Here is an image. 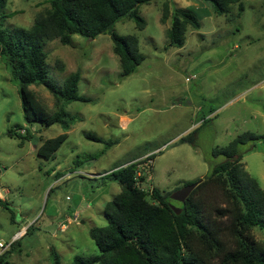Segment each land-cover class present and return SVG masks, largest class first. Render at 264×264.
I'll use <instances>...</instances> for the list:
<instances>
[{"label":"rangeland","instance_id":"374dc122","mask_svg":"<svg viewBox=\"0 0 264 264\" xmlns=\"http://www.w3.org/2000/svg\"><path fill=\"white\" fill-rule=\"evenodd\" d=\"M166 4L172 11H194L200 19L201 28L188 29L183 48L169 46L171 19L161 22ZM240 4L243 11L235 4L227 16L201 0L142 5L144 30L130 19L115 26L119 35L138 36L145 56L128 77L122 76L110 34L94 40L74 35L69 46L47 42L49 79L62 87L79 73V94L90 99L66 105L78 119L68 131L58 124L26 123L19 82L0 55V243L8 247L18 231H26L11 264H74L77 256L98 255L90 230L107 226V205L121 192L112 172L139 162L138 186L153 202L155 188L171 196L187 182L204 179L211 165L224 160L212 155L215 148L244 132L264 134V0ZM49 7L50 0H9L10 17L2 27L29 29ZM30 89L46 111H56L44 86ZM17 126L25 128L22 135L28 131V139L9 137ZM64 133L68 137L52 157L37 154L45 140ZM193 133L196 148L180 142ZM241 152L246 170L264 189V142L245 144ZM201 196L206 221L233 247L230 218L220 213L226 207L221 190L208 185ZM170 204L181 208L176 201ZM254 234L264 240L263 231ZM8 250L0 248V254Z\"/></svg>","mask_w":264,"mask_h":264},{"label":"trees","instance_id":"16d2710c","mask_svg":"<svg viewBox=\"0 0 264 264\" xmlns=\"http://www.w3.org/2000/svg\"><path fill=\"white\" fill-rule=\"evenodd\" d=\"M154 0H50V7L40 12L31 28L2 27V20L10 15L6 8L9 0H0V55L4 57L11 74L20 85V98L27 124L51 126L58 124L66 131L77 122V117L66 110L72 102H89L79 94L80 74L68 76L62 87L49 79L47 54L44 46L49 41L59 40L62 45H72L74 35L94 40L110 34L113 50L118 56L122 76L136 72L144 62L140 41L136 35H119L117 23L130 19L138 30H144L146 21L140 13L142 5ZM211 3L219 16L231 13L232 6L241 0H201ZM13 14H11L12 16ZM171 19L167 29L169 46L183 48L189 28L199 30L201 22L194 11L164 6L161 22ZM60 71L64 64L57 63ZM44 86L56 100V111L49 113L37 100L31 86ZM205 122V121H204ZM23 126L8 132L9 137L22 140L29 138L19 131ZM195 133V132H194ZM194 133L183 137L181 143L196 148ZM67 133L45 140L37 149L43 158L52 157L63 145ZM87 137L103 142L94 134ZM264 142V134L244 132L224 147L213 150L214 157L223 156L220 163L211 165L204 179L189 181L185 186L203 180L180 207L177 215L171 208L170 195H162L155 188L153 202L147 200V192L138 186L139 162L131 163L111 173L120 184L121 192L107 205L106 227H94L90 236L96 243L99 254L77 256L74 264H264V240L255 237L254 230L264 232V189L242 163L241 146ZM155 155L147 158L153 160ZM141 181L144 178H140ZM208 185L219 187L226 201L220 211L230 218L228 236L232 245L221 237L220 230L210 225L205 217L203 190ZM177 188L176 190H179ZM20 247V240L11 244L10 250L0 254V264H11L10 255ZM59 264V261H56Z\"/></svg>","mask_w":264,"mask_h":264},{"label":"water","instance_id":"95a60500","mask_svg":"<svg viewBox=\"0 0 264 264\" xmlns=\"http://www.w3.org/2000/svg\"><path fill=\"white\" fill-rule=\"evenodd\" d=\"M203 180H200L199 182H196L194 184L191 185H187L177 191H175L170 197L171 200L176 201L178 203H185L186 200L189 198V196L191 195V193L195 190V188L202 182ZM170 208L177 214L180 215L182 212V209L170 204Z\"/></svg>","mask_w":264,"mask_h":264},{"label":"built area","instance_id":"2783aa9c","mask_svg":"<svg viewBox=\"0 0 264 264\" xmlns=\"http://www.w3.org/2000/svg\"><path fill=\"white\" fill-rule=\"evenodd\" d=\"M75 220H77V219H75ZM25 233H26V231H24V230L22 229L19 233H17V234L13 237V242L18 241L20 237H22V236L25 235ZM10 246H11V244L8 245V247H7L5 244L0 243V248H2V249H4V250H5L6 248H10Z\"/></svg>","mask_w":264,"mask_h":264},{"label":"crops","instance_id":"0c3cea01","mask_svg":"<svg viewBox=\"0 0 264 264\" xmlns=\"http://www.w3.org/2000/svg\"><path fill=\"white\" fill-rule=\"evenodd\" d=\"M20 231H21V230H20ZM18 232H19V231H18ZM18 232H17V233H18ZM17 233H16V234H17ZM13 237H14V236H13Z\"/></svg>","mask_w":264,"mask_h":264}]
</instances>
